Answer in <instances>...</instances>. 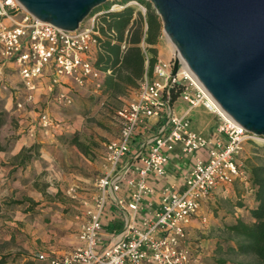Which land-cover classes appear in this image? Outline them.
<instances>
[{"label": "built area", "instance_id": "2783aa9c", "mask_svg": "<svg viewBox=\"0 0 264 264\" xmlns=\"http://www.w3.org/2000/svg\"><path fill=\"white\" fill-rule=\"evenodd\" d=\"M125 5L135 6L143 15L147 6L140 0ZM111 4L110 11L122 8ZM97 11L80 24L79 29L66 30L41 21L25 9L18 0H0V80L5 75L7 62L17 65L25 100H15L23 109L34 99L38 80L49 71L53 84L61 78H70L80 87H102L106 73L94 64L98 41L111 37L114 31L101 29L103 25ZM168 38L164 33L160 39ZM145 47V45H142ZM127 41L122 44L126 50ZM175 62L177 70L174 71ZM109 73V72H108ZM182 84L180 93L189 107L202 104L220 119L216 135L206 137L192 127L186 115L173 110L172 89ZM49 91L55 92L53 85ZM60 105L73 102L69 93L55 96ZM121 120L119 135L105 144V164L96 187L94 207L86 212L79 234L80 245L61 256L36 253L32 258L49 264H191L192 255L184 244L186 225L194 219L206 224L209 218L201 212L202 204L211 192L236 180L251 185L249 174L238 161L244 144L256 136L233 119L214 99L190 69L177 48L168 59L158 58L152 74L137 89L136 99L123 105L117 112ZM140 125L157 126L145 139L133 157H129L132 141ZM44 131L60 130L63 124L49 112L42 111L33 128ZM264 143V138H259ZM179 147L185 155L206 151L196 156L192 169L184 177L182 188L170 184L160 190L156 206L148 199L156 193L152 180L164 178L168 173L171 154ZM139 161V163H138ZM127 186V197L116 193ZM77 188L68 193L77 198ZM126 207L131 216L126 220L119 237L105 244L101 231L102 217L109 201Z\"/></svg>", "mask_w": 264, "mask_h": 264}, {"label": "crops", "instance_id": "0c3cea01", "mask_svg": "<svg viewBox=\"0 0 264 264\" xmlns=\"http://www.w3.org/2000/svg\"><path fill=\"white\" fill-rule=\"evenodd\" d=\"M160 44L159 41L157 46L159 58L168 59L170 54L162 53ZM2 60L0 51V61ZM51 85L55 89L54 93L49 91ZM82 90V87L66 77L61 78L60 83L54 85L49 71H46L38 80L34 99L27 102L25 108L18 109L15 100H25L27 90L23 86L17 65L12 62L6 64L5 75L0 80V145L2 146L0 149V239L3 243L12 240L22 242L24 249L0 246V258L8 257L5 264H23L28 253L61 256L80 245L79 234L86 219V212L94 207L95 194L85 193V197L79 200V206L77 202L75 205L69 201H58L57 194L59 189L64 191L65 186L76 183L81 184L85 189H90L92 184L96 186V183L68 169L77 165V158L80 157L92 165L93 163L75 146L60 142V138L69 131L67 128L44 131L36 127L32 129L33 133L30 130L42 111L49 112L56 119H63L59 111L61 105L54 97L57 93H74ZM136 95L137 90L132 89L129 95L123 98H129L131 102L136 99ZM173 110L177 115L188 116L193 129L198 133L206 137L216 135L220 119L202 104L190 108L188 103L178 96L173 100ZM156 128L155 125L150 129L144 125L139 126L132 141L129 157L135 155L141 143L153 134ZM37 143L42 144L41 147ZM205 155L206 151L185 155L177 147L171 154L167 175L151 181L156 193L148 199L156 206L163 187L175 184L182 188L184 177L192 169L195 157ZM90 164L85 166L88 170L93 167ZM246 164L247 169L249 163L246 161ZM96 167H99L98 162ZM77 179H82L84 182H79ZM43 181L48 185L46 190L42 189ZM55 182L58 186L53 184ZM127 189L124 184L116 196L120 199L126 198ZM223 202L226 204L223 205ZM254 204L252 183L248 185L242 180H236L230 186L222 185L215 188L201 208V212L208 216L209 222L202 225L198 219H194L186 225L184 244L191 246L195 244L193 242H205L207 249V253L196 254L197 257L192 258L191 264L217 261L220 258L216 250L217 240L230 235L226 226L235 223L237 219L247 223L254 222L250 211ZM70 206L73 208L69 213L64 214V209ZM130 216V210L120 206L116 201L110 200L107 203L102 217L101 231L105 244L119 237ZM205 255L208 258H202Z\"/></svg>", "mask_w": 264, "mask_h": 264}, {"label": "water", "instance_id": "95a60500", "mask_svg": "<svg viewBox=\"0 0 264 264\" xmlns=\"http://www.w3.org/2000/svg\"><path fill=\"white\" fill-rule=\"evenodd\" d=\"M66 30L124 0H18ZM190 69L247 131L264 138V0H146ZM177 70L175 62L174 71Z\"/></svg>", "mask_w": 264, "mask_h": 264}, {"label": "trees", "instance_id": "16d2710c", "mask_svg": "<svg viewBox=\"0 0 264 264\" xmlns=\"http://www.w3.org/2000/svg\"><path fill=\"white\" fill-rule=\"evenodd\" d=\"M129 1L131 0L120 2L124 6L117 10L110 11L109 3L93 12L103 10L98 18L103 24L102 31H114L113 36L98 41L94 64L106 76L102 87L97 91L116 102L127 97L130 90H137L151 76L159 58L157 46L163 29L162 19L150 2L140 0L147 6V12L143 15L135 6L125 5ZM124 41H127L126 50H122ZM183 87L179 83L172 89V100L180 95ZM245 170L254 186L255 204L250 208L254 222L247 223L237 219L235 223L227 225L230 235L217 240L216 250L218 253H233L251 259L230 261L219 258L218 264H264V163L251 164ZM7 259V256H2L0 264H5ZM23 264L49 263L27 258Z\"/></svg>", "mask_w": 264, "mask_h": 264}, {"label": "rangeland", "instance_id": "374dc122", "mask_svg": "<svg viewBox=\"0 0 264 264\" xmlns=\"http://www.w3.org/2000/svg\"><path fill=\"white\" fill-rule=\"evenodd\" d=\"M159 41L161 42L160 45L162 53L171 55L173 50L170 46L168 38L165 37ZM82 89L83 90L81 92L69 93L73 99L72 104L66 106L61 105L59 108V111L63 116L62 120L58 119L63 124L62 130H65L66 128L69 130L64 136L60 138V142L63 144H68L69 146H75L78 151L83 153L93 163L92 165L80 157L77 158V165L68 167L69 171L71 170L76 175L88 179L93 183H97L96 180H98V178L102 175L105 164V144L109 140L116 138L120 132L121 120L117 112L123 105L129 102V98H122L120 102H116L115 100H111L108 97L102 96L92 87H82ZM38 145L41 147L42 144L39 143ZM238 160L244 168H246L245 166L247 165L246 161L249 163V165L264 163V143L255 139L247 140L244 144L243 151L238 156ZM97 162L99 163L98 168L96 167ZM86 164H88V166L90 164L91 167L93 166L92 169L88 170V168L85 167ZM77 180H79V182H84L82 179ZM53 184L58 186L56 182ZM47 186L48 185L43 181L42 189L46 190ZM72 186L77 188V198H73L68 193ZM85 193H92L96 195L98 193L97 187L92 184L90 189H85L82 188L81 184L76 183V185L65 186L64 191L59 189L57 197L58 201H69L75 203V205L77 202V206H79V200L85 197ZM224 204H226V202H223V205ZM72 208V206L65 208L64 214L67 212L69 213L70 209ZM1 241L2 240L0 239V242ZM193 243L195 244L187 246L193 259H196V254L198 253H207L205 242ZM0 244V246H12L14 248L20 247L24 249L22 242H17L14 240H12V242H1ZM195 245L199 246L195 247ZM28 246L29 245L27 244V247ZM26 255L27 258H32L34 256L32 253H28ZM217 255L220 258H226L230 261H248L251 259L250 257L237 256L233 253L227 252H221ZM202 258L208 257L205 255V257ZM203 263L217 264L218 262L214 261L211 263L205 261Z\"/></svg>", "mask_w": 264, "mask_h": 264}, {"label": "bare ground", "instance_id": "6f19581e", "mask_svg": "<svg viewBox=\"0 0 264 264\" xmlns=\"http://www.w3.org/2000/svg\"><path fill=\"white\" fill-rule=\"evenodd\" d=\"M168 40H169L170 46L172 47V50H175L176 46L174 45V43L169 39V37H168Z\"/></svg>", "mask_w": 264, "mask_h": 264}]
</instances>
